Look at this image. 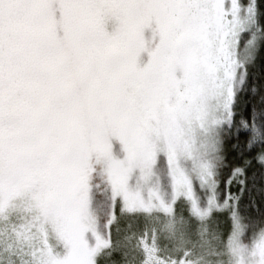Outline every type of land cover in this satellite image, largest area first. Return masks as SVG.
I'll list each match as a JSON object with an SVG mask.
<instances>
[{"label": "snow or ice", "instance_id": "obj_1", "mask_svg": "<svg viewBox=\"0 0 264 264\" xmlns=\"http://www.w3.org/2000/svg\"><path fill=\"white\" fill-rule=\"evenodd\" d=\"M262 16L264 0H0V264H99L115 218L160 199L138 188L157 157L149 125L162 117L175 138L190 112L211 116L210 156L189 182L169 151L173 194L223 206L229 224L256 213L239 255L264 264V201L245 202L264 178V121L234 107Z\"/></svg>", "mask_w": 264, "mask_h": 264}, {"label": "rangeland", "instance_id": "obj_2", "mask_svg": "<svg viewBox=\"0 0 264 264\" xmlns=\"http://www.w3.org/2000/svg\"><path fill=\"white\" fill-rule=\"evenodd\" d=\"M243 57L241 53L242 61H244ZM202 87L207 89L206 82ZM216 103L217 101L211 95H205L201 100L202 106L209 112L215 108ZM210 119L211 116H208L201 120L194 112H190L181 119L180 135L175 138H170L169 125L162 117H157L155 122L149 125L157 157L139 174L141 182L138 188L146 196L150 190H155L159 192L160 199L152 201L149 210L138 215H129L124 212L115 218L112 225L111 248L101 251L99 264H113V261L119 264L116 261L118 254L126 250L125 257L135 261L138 254L132 251L135 247L133 229L139 225H146L153 229L151 240L143 238L139 242L145 253V260L140 261L139 264H186L183 262L186 257L179 262L163 257L159 251L162 249L163 254L176 256L181 249L187 247H193L196 250L195 257L203 264H241L239 241L242 225L237 222L239 214L233 213L229 224L226 222L228 213L223 211V206L209 208L203 202H199V207L204 211L198 212L193 210V200L183 188L174 196L169 161L165 158L170 150L173 151V169H180L189 182L198 178L210 156L205 149L206 141L213 135ZM95 191L96 211L103 222L107 217H103L102 209H108L107 185L103 179ZM188 206L192 215L188 212ZM229 229H231L230 236ZM191 263L189 261L187 264Z\"/></svg>", "mask_w": 264, "mask_h": 264}, {"label": "trees", "instance_id": "obj_3", "mask_svg": "<svg viewBox=\"0 0 264 264\" xmlns=\"http://www.w3.org/2000/svg\"><path fill=\"white\" fill-rule=\"evenodd\" d=\"M244 2H247V0H244ZM261 21L264 22V16L261 17ZM242 54L244 56V61L246 59L245 67L247 71L243 75L241 90L237 93V102L234 107L237 109H243V117L241 118L242 123L251 121L253 117V106H255L258 120L264 121V99H261V97H264V42H262L258 53L252 51L250 53L242 52ZM240 115L241 113H238V118ZM262 131H264V129H262ZM251 197H255L257 201H264V178L257 177L256 186L251 190L250 193L246 194L245 202H249ZM187 209L189 210V214L192 215L189 206ZM102 213L103 217L106 218L108 209L103 208ZM249 214L253 216L256 215V213L249 211L245 212L243 215L239 214L237 218V222L242 225L241 236L246 229L245 216ZM139 227H135L133 229L135 247L133 245L134 249L132 248V251L138 254V258L134 261L132 258L125 257V252L127 250L124 251V253L123 251H120V254H118L116 259L119 264H139L140 261L145 260L144 248H142V245H140L139 242L143 238H149L151 240L153 238V229L146 225H139ZM245 239H247V237H245ZM159 252L163 257L171 260L182 262V259L186 257L185 261H183L186 264L189 261L192 262L191 264H203L200 259L195 257L196 250L193 247L181 249L179 255L176 256L163 254L162 249H160Z\"/></svg>", "mask_w": 264, "mask_h": 264}]
</instances>
